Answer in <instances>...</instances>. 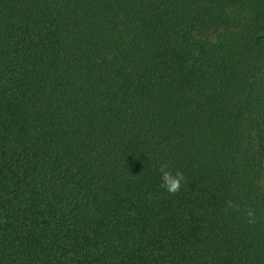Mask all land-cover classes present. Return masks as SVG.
I'll return each mask as SVG.
<instances>
[{"label":"trees","instance_id":"obj_1","mask_svg":"<svg viewBox=\"0 0 264 264\" xmlns=\"http://www.w3.org/2000/svg\"><path fill=\"white\" fill-rule=\"evenodd\" d=\"M0 264H264V0H0Z\"/></svg>","mask_w":264,"mask_h":264},{"label":"clouds","instance_id":"obj_2","mask_svg":"<svg viewBox=\"0 0 264 264\" xmlns=\"http://www.w3.org/2000/svg\"><path fill=\"white\" fill-rule=\"evenodd\" d=\"M167 165H161V186L166 189L169 193H176L180 190L182 181L184 179L183 174L180 171L173 173L170 170H166ZM228 206L232 207V202H228ZM253 212L251 209L247 211V216L249 217V223L252 222Z\"/></svg>","mask_w":264,"mask_h":264}]
</instances>
